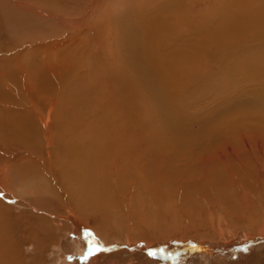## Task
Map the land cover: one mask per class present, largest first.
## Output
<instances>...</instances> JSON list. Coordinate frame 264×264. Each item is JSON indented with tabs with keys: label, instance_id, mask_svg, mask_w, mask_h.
I'll list each match as a JSON object with an SVG mask.
<instances>
[{
	"label": "bare ground",
	"instance_id": "bare-ground-1",
	"mask_svg": "<svg viewBox=\"0 0 264 264\" xmlns=\"http://www.w3.org/2000/svg\"><path fill=\"white\" fill-rule=\"evenodd\" d=\"M7 28L12 34L5 33ZM258 31H264V0H0V37L5 40L0 44V132L9 131L8 144L15 146H9L10 159L0 161V187L11 191L6 162H18L25 175L34 172L29 184L36 182V189L29 188L40 198H57L79 219L88 207V216L109 221L121 218L117 214L136 191L159 207L183 210L194 185L221 195L241 188L218 170L214 155L202 158L192 149L177 153L168 143L179 148L186 143L183 137L141 134L135 126L139 104L157 89L168 86L184 96L189 74L206 66L215 46H253ZM241 79L246 78L230 79L220 89L223 94L228 87L244 92V100L234 104L240 116L258 107L247 86L241 90ZM226 101L222 109L214 102L212 113L227 117L231 105ZM232 115L212 124L213 133L234 128ZM255 133L262 145L264 126ZM233 145L213 142L208 153L221 155L222 147ZM202 160L203 176L189 178V170ZM187 181L190 192L184 189ZM239 193L247 205V195ZM48 204L51 210L37 209L55 215L54 203ZM6 207L0 200L3 222ZM187 210L192 213L189 205ZM33 212L38 225L18 238L0 223V264H20L23 248L35 249L40 230L59 225V215L52 219Z\"/></svg>",
	"mask_w": 264,
	"mask_h": 264
},
{
	"label": "rangeland",
	"instance_id": "rangeland-1",
	"mask_svg": "<svg viewBox=\"0 0 264 264\" xmlns=\"http://www.w3.org/2000/svg\"><path fill=\"white\" fill-rule=\"evenodd\" d=\"M7 29L5 33L12 34ZM3 41L0 37V44ZM189 75L188 83L184 84L188 88L184 86L181 90L184 96L180 91L162 86L156 94L149 96L148 102L145 100L143 106L139 104L137 121H142L136 123V131L150 136L183 137L186 143L179 148L173 142L168 144L176 152L192 149L203 153L200 154L202 158L214 155L213 162L219 167L218 170L233 178L241 188H232L227 191L228 194L221 195L208 192L200 184L194 185L197 188H193V195L189 193L191 203L188 204L190 200L186 201L185 210H178L171 205L167 209L159 207L145 194L140 197L136 191L133 193V201L122 205V212L117 214L121 218L109 221V217H104L100 220L97 212V217L88 216L90 209L86 207L82 219H79L63 209L57 198H40L35 194L36 190L29 188L37 185L36 182L29 184L35 177L34 172L25 175L20 163L6 162L11 169L7 176L11 191L0 187V200L10 207L4 208V213L9 214L5 217L7 222L1 218L0 223L9 226L10 236L18 238L30 227L38 225L37 214L33 211L52 219H55V215L60 217L58 226L50 224L40 230L33 242V251L23 248L20 264H264V233L261 232L264 217V143L260 145L254 139L256 130L264 126V31H258V44L253 46H215L206 66L195 69ZM241 76L246 78L240 80L244 82L240 85L241 90L247 86L245 90L251 97L249 99L256 100L258 107L252 106L251 113L247 110V113L240 116L236 114L239 110L234 104L244 100L241 95L244 92L230 90L228 87L223 94L220 89L228 80ZM206 85L210 88H206ZM224 98L231 105L230 110L225 111L226 115L228 117L233 114L230 119L237 122L234 123L236 128L214 134L211 125L227 117L213 114L212 109L217 105L220 106L218 109H222ZM243 134L248 138L247 143L242 138ZM194 137H200V140L192 142L191 138ZM12 138L9 131L0 132L1 162L10 159L8 150L15 147L11 141L9 147L8 141ZM223 141H233L231 151L222 147L221 155L215 150L208 153L213 142ZM260 148L263 149L262 154ZM205 154L211 155L205 157ZM204 166L203 160L196 162L192 172L189 170L190 176H187L193 177L195 173L203 176ZM199 169L202 171L199 172ZM20 184L29 189L19 187ZM189 184V181L184 183V189L188 192L192 188ZM171 186L176 190L175 183ZM239 191L247 195V205L243 204ZM169 193L170 196L175 194L171 191ZM49 201L54 203L55 215L37 209L51 210ZM188 205L192 213L187 210ZM158 210L161 213L159 215ZM94 254H100L98 260L90 263L89 259Z\"/></svg>",
	"mask_w": 264,
	"mask_h": 264
},
{
	"label": "crops",
	"instance_id": "crops-1",
	"mask_svg": "<svg viewBox=\"0 0 264 264\" xmlns=\"http://www.w3.org/2000/svg\"><path fill=\"white\" fill-rule=\"evenodd\" d=\"M100 254H94L93 256H91L90 257V263H93V262H96L97 260H98V256H99Z\"/></svg>",
	"mask_w": 264,
	"mask_h": 264
}]
</instances>
